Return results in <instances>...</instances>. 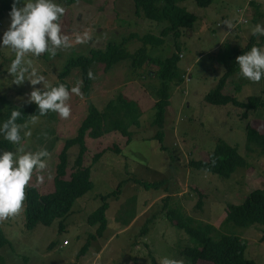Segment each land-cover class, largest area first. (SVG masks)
I'll list each match as a JSON object with an SVG mask.
<instances>
[{
  "label": "rangeland",
  "instance_id": "rangeland-1",
  "mask_svg": "<svg viewBox=\"0 0 264 264\" xmlns=\"http://www.w3.org/2000/svg\"><path fill=\"white\" fill-rule=\"evenodd\" d=\"M54 2L64 8L58 23L70 46L57 49L52 56L45 52L40 56L26 53L23 57L29 71L34 69L44 76L42 87L60 83L59 72L70 56L124 38L127 50L132 53L142 44L137 36L159 35L165 25L136 14L132 0H82L68 5L65 0ZM178 5L194 18L191 28L182 29L178 39L179 75L170 84L161 125L153 122L159 87L154 74L156 65L146 62L132 69L130 60H121L105 68L102 63L94 62L87 97L82 92L78 68H73L64 78L69 90L67 118L55 112L32 118L27 128L20 131L19 145L10 143L8 148L0 149L46 150L45 168L34 169L28 184L42 194L47 193L53 190L58 155L65 140L76 135L90 105L102 110L110 99L120 94L135 101L140 112L139 124L128 127L129 137L117 131L97 137H92L90 130L85 132L84 164L90 165L92 187L74 200L68 215L54 219L48 226L38 223L26 229L23 200L17 214L0 219V228L7 239L0 248L4 264H160L163 258L190 264L189 258L176 249L198 243L174 224L173 218L178 215L210 223L218 233L239 235L246 241V258L264 264L261 226L242 228L226 221L221 225L229 204L241 203L253 189H264V155L254 143L249 145V150L245 147L250 133L246 125L250 131L261 130L264 108L256 107L243 117L244 107L229 100L242 104L249 95L264 99V77L260 82H250L240 76L238 68L223 82L219 81L226 70L224 48L245 46L252 27L256 23L264 25V0H212L207 7L184 0ZM8 23L7 12L0 17V33ZM84 33L88 39L77 43L75 37ZM130 35L133 37L129 38ZM260 38L255 37L251 46L264 48V44L257 43ZM148 47L151 56L166 57L175 51L172 36H163L160 45L148 44ZM13 58L8 48L0 47V120L7 103L25 108L31 103L27 97L32 87H40L30 85L27 80L20 84L12 82L16 74L10 75L7 70ZM24 76L27 78L28 72ZM72 87H77L79 94L72 93ZM213 89L230 98H219L216 104L206 102L205 95ZM25 131L31 134L25 136ZM219 138L237 147L247 167L237 168L228 178H222L188 165L190 159L206 158ZM78 146L68 149V162L76 157ZM103 148L106 149L102 156L92 163V155ZM144 182L156 184L144 187ZM111 191L113 196L101 198ZM199 199L200 206L196 205ZM103 201L107 204L104 213L107 224L102 236H97L96 226L88 225L86 217ZM131 214L135 215L131 221L126 226L122 224ZM91 234L95 238L80 253Z\"/></svg>",
  "mask_w": 264,
  "mask_h": 264
},
{
  "label": "trees",
  "instance_id": "trees-1",
  "mask_svg": "<svg viewBox=\"0 0 264 264\" xmlns=\"http://www.w3.org/2000/svg\"><path fill=\"white\" fill-rule=\"evenodd\" d=\"M82 0H65V3L72 4ZM135 8V13L142 16L144 19L153 22H162L164 27L161 34L155 35L145 33L137 36L142 44L134 52L130 53L126 48L127 39L124 38L120 42L108 41L103 48H91L87 53L81 55L70 56L62 69L59 72V84L68 85L64 81L73 68L79 69V76L82 81V92L85 97L89 95L91 86V65L94 62H99L105 68H109L118 61L130 60L132 69L142 67L146 62L156 65L157 69L154 72L159 80V87L156 91L157 100L154 102L155 117L153 122L156 125H161L163 119L164 107L168 104V99L171 92L170 84L177 79L179 75L177 71V62L179 60L178 39L182 34V29H190L193 23V14L187 11L184 7L178 5V2L184 0H132ZM199 7H207L212 0H193ZM11 0H0V17L9 12ZM163 36H172L175 45V51L166 57L151 56L148 51L150 47L158 46L163 42ZM133 37V35H130ZM252 35L248 43L238 48L237 46H226L224 48L225 56L227 55L226 70L220 78V83L228 76L238 70L235 57L246 52L254 43ZM259 44H264V36H261ZM149 71L147 75H149ZM150 76V75H149ZM184 76L180 75V79ZM182 80H179V82ZM220 99H229L230 96L223 95L217 89L210 90L205 95V101L211 104H216ZM233 103H236L240 108L244 107L242 116L246 117L248 111L256 108H264V99L259 96L249 95L245 102L239 104L230 98ZM12 108H17L21 112V116L17 118V123H27L33 117L51 115V111L41 115L36 109L34 103H30L25 108H20L15 105L6 104L5 112L2 115V120L6 119ZM140 112L135 101L127 100L120 94L115 98L110 99L102 110L90 105L86 117L80 124L77 133L74 137L65 140L64 147L58 155V163L53 177V190L47 193H40L38 189L27 184L25 192V222L24 227L31 229L36 224L48 226L56 218H64L70 213L71 206L77 197H80L92 187L90 180V165L84 164V157L87 150L84 142V135L87 130H90L92 137H97L102 133H110L117 131L121 136L129 137L128 127L139 124ZM249 135L246 138V149L249 150V145L254 143L264 155V124L261 130H252L246 125ZM156 135H159L156 134ZM78 144L79 149L73 161L68 162V149ZM10 143L0 137V149L8 148ZM110 148V147H106ZM103 148L96 151L91 162H96L103 154ZM115 149L118 150L116 146ZM191 168L201 170L211 174H216L222 178H228L237 168L247 167L248 163L238 153L237 147L228 144L223 139H217L208 153L203 159H190ZM155 182L143 183L144 187L155 185ZM114 191L108 194L101 195V198L113 196ZM199 199L196 205L200 206ZM107 204L105 201L98 205L87 217L86 222L90 226H96V235L102 236L106 228V219L104 216ZM177 212V211H176ZM175 212V214H176ZM135 215L131 214L129 218L122 220L125 226L131 221ZM174 224L184 230V232L193 240L197 246H185L178 248L181 255L189 258L190 264H198L205 261L208 264H257L253 259L246 258L244 252L246 250V241L239 235L218 233V229L210 223L195 221L190 216L178 215L173 218ZM226 222H231L234 226L247 228L252 225L261 226L264 237V189L256 188L251 190L245 199L238 204H229L225 211V218L221 225ZM94 235H90L88 240L80 249V253H84L90 243L94 239ZM7 243V239L0 228V248ZM52 246V243H51ZM209 247V251L205 248ZM0 264H4V260L0 257Z\"/></svg>",
  "mask_w": 264,
  "mask_h": 264
},
{
  "label": "clouds",
  "instance_id": "clouds-1",
  "mask_svg": "<svg viewBox=\"0 0 264 264\" xmlns=\"http://www.w3.org/2000/svg\"><path fill=\"white\" fill-rule=\"evenodd\" d=\"M64 8L54 0H11L8 12L9 23L0 33V47L8 48L14 58L11 59L7 72L16 74L12 80L20 84L24 80L32 86L28 94V101L36 105L41 115L46 112L58 113L60 117L69 116V106L66 101L69 98V90L65 85L55 86L44 84V76L34 69L29 71L23 61L26 53L40 56L47 52L55 55L57 49L69 47L68 36L63 34L58 23L63 15ZM250 34L253 37L264 36V25L256 23ZM88 39V34L77 35L75 40L82 43ZM239 68V74L250 82H260L264 77V48L251 46L243 54L235 57ZM28 72L25 78L24 73ZM72 93L79 94L77 87L71 88ZM21 112L12 108L6 119L0 120V137L11 144L19 145L20 131L27 128V123H17ZM35 117H33V120ZM25 131L24 135H30ZM48 152L44 149L38 151H25L18 147L15 151L0 150V219L14 216L22 206L25 197L24 189L31 179L34 169H43L46 166L45 159ZM160 264H177L175 260L163 258Z\"/></svg>",
  "mask_w": 264,
  "mask_h": 264
},
{
  "label": "built area",
  "instance_id": "built-area-1",
  "mask_svg": "<svg viewBox=\"0 0 264 264\" xmlns=\"http://www.w3.org/2000/svg\"><path fill=\"white\" fill-rule=\"evenodd\" d=\"M66 242V240L64 241V243Z\"/></svg>",
  "mask_w": 264,
  "mask_h": 264
}]
</instances>
